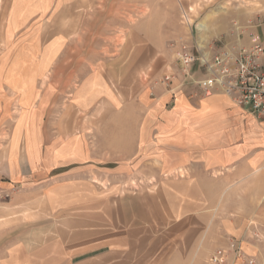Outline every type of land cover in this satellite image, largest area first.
Listing matches in <instances>:
<instances>
[{"label": "rangeland", "instance_id": "obj_1", "mask_svg": "<svg viewBox=\"0 0 264 264\" xmlns=\"http://www.w3.org/2000/svg\"><path fill=\"white\" fill-rule=\"evenodd\" d=\"M86 1L89 6L79 28L85 42L78 48L67 44L69 57L57 59L52 51L59 44H49L52 51L46 44L35 46L45 52L35 58L37 51L31 49L32 57L26 62L32 66L42 62L41 73L30 76L15 75V70L5 73L20 64L11 58L12 51L21 53L34 44L5 41L9 2L0 0L3 138L13 130L37 136L45 129L56 136L52 142L66 150L57 161L66 169L60 180L64 185L50 188L51 197L36 202L28 217L33 224L14 235V241L19 237L20 243L28 241L35 249L7 251L3 245L9 238L5 242L0 238V264L11 254L18 264H44L45 260L92 264L97 258H110L116 264H206L223 247V202L179 197V190L188 189L174 186L171 180L185 172L157 170L155 155L136 145L148 128L143 103L156 97L158 88L174 94L183 91V82L192 81L183 80L179 73L176 48L180 44L173 37L185 32L190 36L186 43L196 49L198 23L205 22V51L212 55L221 46L246 38L250 22L263 16L264 0ZM185 12L190 24L183 19ZM56 66L66 73L43 72L42 68ZM202 72L196 64L193 79H200ZM166 74H180L177 79L182 85L165 84ZM11 83L19 88H9ZM47 83L55 95L51 106L45 101ZM64 85L66 94L60 92ZM207 189L211 200L221 190ZM65 242L67 250H62L59 243Z\"/></svg>", "mask_w": 264, "mask_h": 264}, {"label": "crops", "instance_id": "obj_2", "mask_svg": "<svg viewBox=\"0 0 264 264\" xmlns=\"http://www.w3.org/2000/svg\"><path fill=\"white\" fill-rule=\"evenodd\" d=\"M8 2L5 41L14 45L16 42L34 45H27L21 53L12 51L11 58L20 64L17 68L5 69L6 75L12 70L16 71L15 75L41 73L42 61H37L34 66L26 62L32 57L29 54L32 48L37 51L35 58L42 56L44 49L39 50L35 46L46 44L48 48L49 44H59L55 51L51 50L54 48L52 45L49 46L52 57L57 59L69 57L67 44L75 43L78 48L85 42L79 28H83L88 1ZM184 33L177 34L173 39L178 41L182 38L190 42V36ZM245 36L244 42L238 40L236 45L250 43V31ZM42 69L45 74L66 73L62 66ZM3 74L1 70L0 75ZM45 85V101L47 106H51L55 98L52 95L53 86L51 83ZM177 85L182 84L178 81ZM183 85V91L174 94L170 93L171 90L166 93L164 88H158L157 96L143 103L149 120L148 128L136 145L147 147L146 152L155 155L157 170L185 172V175L171 180L174 186L188 189L187 192L179 190V197L183 195L191 201L203 203L223 202V246H228L230 238L236 237L248 254L255 255L257 264H264V120L235 104L224 93L205 96L202 91L196 92L193 82L187 81ZM8 87L19 88L9 84ZM2 89L3 82L0 92ZM178 90L181 89L178 87ZM60 92L66 94L67 86H61ZM75 98L78 99L79 94ZM47 117L51 118L50 115ZM49 119L47 121L50 122ZM2 122L0 114V238L4 242L9 238L3 245L4 250H34L35 247L28 241L20 243L19 237L14 241V235L19 234L20 228L33 224L32 218L28 217L32 215L35 203L45 197L49 199L50 188L64 185L60 180L66 169L61 168L64 164L57 161L62 159L58 154L65 155L66 150L61 142L60 147L52 142L53 133L45 129L37 136L33 133L22 136L19 130H13L5 139ZM149 127L153 129L149 131ZM210 186L221 189L214 200L210 199L211 192L207 189ZM63 233L66 234V231ZM255 233L259 238L253 237ZM66 243H59L62 250H67ZM48 249V246L44 248ZM16 259L11 254L3 264H18ZM240 262V259L235 260L231 256L227 264ZM91 263L116 264L110 258H97ZM44 264L48 261L45 260Z\"/></svg>", "mask_w": 264, "mask_h": 264}, {"label": "built area", "instance_id": "obj_3", "mask_svg": "<svg viewBox=\"0 0 264 264\" xmlns=\"http://www.w3.org/2000/svg\"><path fill=\"white\" fill-rule=\"evenodd\" d=\"M262 14L259 19L250 22L251 40L248 44L224 45L209 55L199 44L195 49L180 38V45L176 48L181 70L179 73L183 80H192L205 96H211L215 92L224 93L235 104L249 110L260 120H264V12ZM183 19L190 24L187 12ZM196 64L203 70L202 77L198 80L193 79ZM177 76L166 74L165 84L174 85L180 81ZM255 235L258 236L257 233ZM231 255H234L235 260H241L239 264H257V259L245 255L240 241L235 239L230 240L228 246L215 250L206 264H227Z\"/></svg>", "mask_w": 264, "mask_h": 264}, {"label": "bare ground", "instance_id": "obj_4", "mask_svg": "<svg viewBox=\"0 0 264 264\" xmlns=\"http://www.w3.org/2000/svg\"><path fill=\"white\" fill-rule=\"evenodd\" d=\"M198 30H199L198 32H200V38H199V41H198L199 45H200V47L205 48L206 39H205V37L203 35L206 32V30H207V26H206L205 22H199L198 23ZM208 30H210L209 27H208ZM15 80H17V79H15ZM15 82L20 84V81H15ZM11 86L16 88V86H14L12 83H11Z\"/></svg>", "mask_w": 264, "mask_h": 264}]
</instances>
